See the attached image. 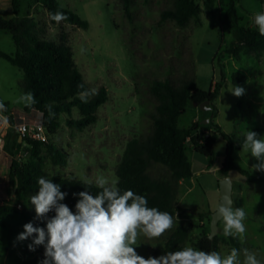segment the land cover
<instances>
[{
  "label": "rangeland",
  "instance_id": "374dc122",
  "mask_svg": "<svg viewBox=\"0 0 264 264\" xmlns=\"http://www.w3.org/2000/svg\"><path fill=\"white\" fill-rule=\"evenodd\" d=\"M203 1L195 0L201 8L199 16L178 26L173 21L160 20V13L171 7L167 0H132L130 19L123 12L121 0H57L63 8L89 23V28L82 30L63 22L52 25L42 7L32 0H19L17 16L37 22L44 39L53 43L64 41L90 92L95 93L100 87L107 92V101L98 108L95 124L82 132L66 126L68 118H79L76 109H72L70 117L65 114L58 117L59 127L55 133H47L48 142L67 153V164L65 167L52 166L42 151L43 177L74 179L96 185V178L102 176L110 183L117 182L116 168L127 142L151 130L150 116L155 113L156 105L149 93L153 80H169L175 86L191 81L197 88L208 91L223 77L218 96L207 105L208 109L200 110L189 103L178 119V126L188 128L198 123L194 134L204 141L216 133L209 126L211 120L232 142V159L236 167L264 179V172L253 170V165L259 161L250 152L242 150L239 143L248 130L264 139V51L257 54L240 52L237 57L228 54L227 49L235 40V33L224 21L230 0H214L211 13L204 10ZM233 2L240 25L245 28L252 27L255 13L264 12V0ZM0 17H14L11 0H0ZM0 52L8 55L17 52L8 32L0 31ZM22 77L20 69L0 58V101L7 104L6 110L0 111V117L9 126L20 122L41 123V115L34 110L26 112L27 103L20 100L24 95ZM234 86L244 88V94L233 95L230 90ZM206 119L208 123L202 124ZM225 149L226 141L217 136L212 156L204 157L194 151L191 141H187L185 155L192 177L179 183L173 227L159 238L148 239L141 234L134 246L138 255L145 259L166 255L165 244L180 225L192 226L184 247L197 249L196 243L201 236L209 235L211 214L219 202L218 183L223 177L219 170L223 166ZM30 152L25 143L12 147V156L6 155L4 149L0 150V179L6 186L0 203H14L13 188L8 183L12 158L25 163ZM147 173L155 179L168 176V171L161 165L151 166ZM225 177L232 184L233 208L242 207L246 213V231L243 239L235 237L239 244L236 248L229 237L224 236V225L220 220L216 234L218 253L224 257L236 248L240 250L239 264H243V250L247 249L264 264V182L253 184L237 170L229 171ZM16 208L17 213L4 216L8 227L0 230V264H42L44 246H35L34 251L28 248L35 234L22 242L17 237L29 222L34 227L46 229L47 220L55 212L37 219L35 207L30 202L16 205Z\"/></svg>",
  "mask_w": 264,
  "mask_h": 264
},
{
  "label": "trees",
  "instance_id": "16d2710c",
  "mask_svg": "<svg viewBox=\"0 0 264 264\" xmlns=\"http://www.w3.org/2000/svg\"><path fill=\"white\" fill-rule=\"evenodd\" d=\"M32 1L47 12L48 21L52 25L58 22L51 20L50 14L62 12L67 19L61 22L77 29L87 30L89 28L87 21L73 11L63 8L57 0ZM167 1L171 7L160 13L161 21L170 20L178 26H184L191 18H197L201 12V8L195 0ZM121 2L124 14L130 19L132 0H121ZM213 4L214 0H204V10L211 13ZM11 7L14 17L10 19L0 17V31L11 34L17 52L14 55L0 52V58L23 73L22 93H31L35 101L31 105L27 104L24 108L25 111L38 112L41 115V124L49 134L55 133L58 129V117L62 114L70 117L72 109L78 111L79 118H68L66 120L68 128L82 132L95 124L98 108L107 101V92L104 87H100L95 93L90 92L73 60L69 46L64 41L53 43L44 39L40 36L37 22L29 17L17 16L19 0H11ZM224 21L235 33V40L227 49L228 54L237 57L240 52L257 54L264 51V36L259 34L254 24L251 28L240 25L233 0H230L226 6ZM220 82L214 84L212 89L204 91L197 88L191 81H186L178 86L169 80L155 79L152 81L149 93L154 98L156 105L155 113L150 116L151 130L146 135L131 139L124 148L116 168L117 187L121 193L132 190L136 194L145 196L149 207H156L174 217L179 183L192 177L191 167L185 155L187 141L192 142L196 153L204 157H211L213 143L217 136L226 141L225 158L223 166L219 170L221 176H226L231 170H237L253 184L264 182V179L259 175L254 176L236 167L232 159L234 149L232 142L211 120L209 126L214 128L216 133L209 135L204 141L200 140V135L194 134L199 127L198 123L192 124L188 128L178 126V119L185 113L189 103L199 105L205 101H209L211 104L214 102L221 88ZM83 93L88 94L87 102L81 99ZM245 136L239 139L240 144L243 143ZM23 143L30 147V156L25 163H21L15 158L11 160L8 183L13 188L14 203H0V230H5L8 227L4 219L5 215L17 213L16 205L29 203L30 197L38 193L37 180L43 175L42 159L40 158L42 151L45 152V156L52 166L65 167L67 164V153L63 150L49 142H39L27 137H23L19 142V135L12 129L7 131L3 149L12 156V147L20 146ZM153 165L164 167L168 171V176L163 179L149 176L147 170ZM49 179L53 183L59 184L62 192L67 193L61 203L66 204L73 213L76 211L75 205L79 199L78 195L74 194L88 191L95 196L101 191L96 185L79 180L59 177ZM20 213L25 216L23 212ZM191 229L190 225L178 226L165 244V253L183 249ZM229 240L233 246L239 247L235 237L230 236ZM218 242L219 239L216 236L209 240L208 236L204 234L197 241L196 247L205 252H218Z\"/></svg>",
  "mask_w": 264,
  "mask_h": 264
},
{
  "label": "clouds",
  "instance_id": "9594fccd",
  "mask_svg": "<svg viewBox=\"0 0 264 264\" xmlns=\"http://www.w3.org/2000/svg\"><path fill=\"white\" fill-rule=\"evenodd\" d=\"M53 21L61 22L67 17L62 12L50 14ZM252 22L261 36H264V12L255 13ZM245 89L234 86L230 92L239 97ZM87 93L81 99L87 102ZM28 105L35 103L31 93L21 96ZM0 102V111H5ZM242 150L248 151L259 162L253 170L264 172V139L248 130L242 143ZM226 184L228 181H224ZM39 191L30 197L37 219H43L51 211L55 215L47 220L46 229L25 224L24 231L17 237L25 241L34 236L30 251L35 246L45 248L42 264H239L240 250L232 248L224 257L216 251L205 252L191 246L168 252L159 258L148 259L138 255L135 247L138 237L143 234L148 239L159 238L173 227L174 220L168 212L149 207L145 196L126 190L121 193L116 181L111 183L104 177L96 178V186L101 191L95 196L88 191L79 192L75 213L61 203L67 193L59 184L43 176L37 180ZM216 210V217L223 221L225 237L243 239L246 231V213L242 207L233 208L228 195ZM243 264H262L255 253L243 250Z\"/></svg>",
  "mask_w": 264,
  "mask_h": 264
},
{
  "label": "built area",
  "instance_id": "2783aa9c",
  "mask_svg": "<svg viewBox=\"0 0 264 264\" xmlns=\"http://www.w3.org/2000/svg\"><path fill=\"white\" fill-rule=\"evenodd\" d=\"M8 129H12L19 135V137H27L39 142H48V134L41 123L28 124L20 122L13 126H9L4 122L3 118L0 117V150L4 147V139Z\"/></svg>",
  "mask_w": 264,
  "mask_h": 264
},
{
  "label": "water",
  "instance_id": "95a60500",
  "mask_svg": "<svg viewBox=\"0 0 264 264\" xmlns=\"http://www.w3.org/2000/svg\"><path fill=\"white\" fill-rule=\"evenodd\" d=\"M254 24V23H253ZM210 102L209 101H205L199 105L193 103L192 105L194 107H197L199 108L200 110H207V105H209ZM208 123V120H204L202 122V124H207ZM22 141V138L19 137V142ZM224 181H228V183L226 184ZM218 188H219V202H218V207L221 203L224 202V196L225 195H228L232 201V197H231V192H232V184H231V181L229 178L227 177H222L218 183ZM217 207V208H218ZM217 210V209H216ZM216 211L214 213L211 214V220H210V232H209V235H208V239L209 240H212L216 234H217V230H218V223L220 221V219H218V217H216L215 215Z\"/></svg>",
  "mask_w": 264,
  "mask_h": 264
},
{
  "label": "crops",
  "instance_id": "0c3cea01",
  "mask_svg": "<svg viewBox=\"0 0 264 264\" xmlns=\"http://www.w3.org/2000/svg\"><path fill=\"white\" fill-rule=\"evenodd\" d=\"M5 154L7 155V153H5ZM1 157H2V154H0V158ZM3 158H4V156H3ZM4 190H6V186L4 183L1 182V179H0V196L3 194Z\"/></svg>",
  "mask_w": 264,
  "mask_h": 264
}]
</instances>
